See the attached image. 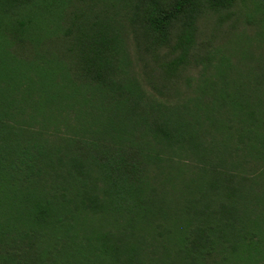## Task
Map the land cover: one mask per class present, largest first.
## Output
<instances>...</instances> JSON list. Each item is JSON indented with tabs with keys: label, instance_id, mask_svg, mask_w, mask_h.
<instances>
[{
	"label": "trees",
	"instance_id": "trees-1",
	"mask_svg": "<svg viewBox=\"0 0 264 264\" xmlns=\"http://www.w3.org/2000/svg\"><path fill=\"white\" fill-rule=\"evenodd\" d=\"M243 17L264 42V0H0V264H264V55L202 39Z\"/></svg>",
	"mask_w": 264,
	"mask_h": 264
},
{
	"label": "rangeland",
	"instance_id": "rangeland-1",
	"mask_svg": "<svg viewBox=\"0 0 264 264\" xmlns=\"http://www.w3.org/2000/svg\"><path fill=\"white\" fill-rule=\"evenodd\" d=\"M201 23L202 39L213 40V43L221 47L230 57L233 65L240 68L241 73L246 72L249 65L253 67L257 65L259 54L264 55V47L260 46L264 45V42H260L259 37L256 36V32L259 31L258 24L249 22L245 17L240 19L235 30L230 29L228 22L219 28L214 18H204ZM245 49L249 50L248 54L244 52ZM251 54L252 59H246V56H251Z\"/></svg>",
	"mask_w": 264,
	"mask_h": 264
}]
</instances>
